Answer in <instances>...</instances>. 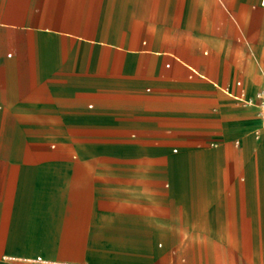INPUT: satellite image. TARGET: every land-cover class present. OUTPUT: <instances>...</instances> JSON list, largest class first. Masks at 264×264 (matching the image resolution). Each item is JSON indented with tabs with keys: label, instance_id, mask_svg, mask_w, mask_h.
I'll list each match as a JSON object with an SVG mask.
<instances>
[{
	"label": "crops",
	"instance_id": "crops-1",
	"mask_svg": "<svg viewBox=\"0 0 264 264\" xmlns=\"http://www.w3.org/2000/svg\"><path fill=\"white\" fill-rule=\"evenodd\" d=\"M262 31L264 0H0V264H264Z\"/></svg>",
	"mask_w": 264,
	"mask_h": 264
},
{
	"label": "built area",
	"instance_id": "built-area-1",
	"mask_svg": "<svg viewBox=\"0 0 264 264\" xmlns=\"http://www.w3.org/2000/svg\"><path fill=\"white\" fill-rule=\"evenodd\" d=\"M237 84H240L239 82ZM236 98L246 106H253L256 108V116L259 119V127L254 130V135L264 136V89L256 92L253 98H244L241 93ZM40 260V259H37Z\"/></svg>",
	"mask_w": 264,
	"mask_h": 264
},
{
	"label": "rangeland",
	"instance_id": "rangeland-1",
	"mask_svg": "<svg viewBox=\"0 0 264 264\" xmlns=\"http://www.w3.org/2000/svg\"><path fill=\"white\" fill-rule=\"evenodd\" d=\"M262 32H263V35H264V31H262ZM262 74L264 76V70H263ZM50 256L53 257V258H55V259H57V257H65V256H62L60 254H50ZM67 257L68 258H72L71 256H67Z\"/></svg>",
	"mask_w": 264,
	"mask_h": 264
},
{
	"label": "bare ground",
	"instance_id": "bare-ground-1",
	"mask_svg": "<svg viewBox=\"0 0 264 264\" xmlns=\"http://www.w3.org/2000/svg\"><path fill=\"white\" fill-rule=\"evenodd\" d=\"M254 137L257 139V140H264V136H256V135H254Z\"/></svg>",
	"mask_w": 264,
	"mask_h": 264
}]
</instances>
